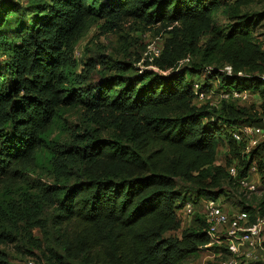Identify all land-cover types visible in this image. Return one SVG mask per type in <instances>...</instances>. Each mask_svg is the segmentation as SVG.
<instances>
[{
  "label": "trees",
  "instance_id": "obj_1",
  "mask_svg": "<svg viewBox=\"0 0 264 264\" xmlns=\"http://www.w3.org/2000/svg\"><path fill=\"white\" fill-rule=\"evenodd\" d=\"M255 1L0 0V189L10 192L36 171L45 147L54 175L39 177L34 193L0 201V243L26 237L40 247L32 235L39 228L49 238L48 264H185L217 249L208 246L203 215L185 226L180 211L242 189L253 165L264 193V138L250 147L233 136L243 124L264 125V6L251 11ZM131 19L162 27L155 68L98 54L73 72L75 46L92 21L104 20V30ZM196 85L218 95L251 92L257 102L201 104ZM72 105L88 110L96 127L77 130L70 144L48 143ZM225 145L226 163L216 164ZM244 192L240 210L253 223L264 215V197L253 206ZM0 264L10 263L0 255Z\"/></svg>",
  "mask_w": 264,
  "mask_h": 264
},
{
  "label": "rangeland",
  "instance_id": "obj_2",
  "mask_svg": "<svg viewBox=\"0 0 264 264\" xmlns=\"http://www.w3.org/2000/svg\"><path fill=\"white\" fill-rule=\"evenodd\" d=\"M22 4H26L28 0H18ZM264 6V0H256L251 6V11H261ZM219 22L226 25L227 19L224 15H219ZM104 20L92 21L87 28V30L79 38L75 46V58L77 62V67L73 72H81L84 69L85 62L88 57H95L98 54L106 57L105 59L110 63L118 60H135L139 59L135 63L136 68L144 69L149 67L150 61L148 60L149 55V45L155 43L156 45L161 46L163 44V34L162 27L160 24L157 25H145L139 21L133 19L123 22L117 27L114 28H105L102 29ZM264 21H262L258 26H262ZM258 35L262 29L258 30ZM261 38V37H259ZM127 48V50H125ZM102 68V65L99 63L96 64V70ZM151 68V67H149ZM106 72L112 73L109 69H106ZM99 73L96 71L92 74V82L99 80ZM204 76L199 80L203 81ZM213 85V90L217 88V82L215 80L211 83ZM247 97L240 99L239 104L242 106L250 107L252 104L257 102L256 96L251 92H246ZM207 101L218 104L219 95L210 93V97L199 102L201 104L206 103ZM96 122L93 119L91 113L86 110L81 105H72L64 108L60 111V116L56 119L54 126L50 129L48 133V143L53 142L52 144L60 147L62 145L70 144L73 142V133L81 129L84 131L86 128H95ZM111 130H106L102 132L104 137L110 135ZM253 144L256 141H261L260 136L253 137ZM226 154L227 146L220 147L219 154L217 156L216 164L226 163ZM53 158V153L50 152L47 147L43 148L42 152L37 156L35 169L36 171L32 172L30 176L24 181L19 182V184L12 189L10 192L5 189H0V201H11L17 200L22 197L23 192L30 191L34 193L35 190L31 187L36 185L37 179L41 177V180L52 182L54 180V175H52L49 169L52 168L51 159ZM231 161V160H230ZM250 179L257 184L259 182V176L256 173L251 174ZM244 190L239 188L237 191H231L230 196H221L219 199L222 201V204L225 206L226 210H238L242 208L240 200L242 198V192ZM247 203H252L253 206H256L258 201L264 197V193L256 192L252 195L247 196ZM243 193V194H244ZM264 199V198H263ZM204 198L197 204H194V212L191 215L186 214L185 210H181L180 214L183 219V224L187 226L190 224L195 214H204ZM176 234H179L178 232ZM33 238H38L41 242V246L37 247L32 240L28 238L21 237L9 241L7 243H0V255L5 256L10 264H48L43 256V250L46 249L49 244V238L47 234L39 229H33L32 231ZM37 240V241H38ZM36 241V242H37ZM260 246L257 248V254H261L264 248V227L262 229L260 238L258 240ZM246 251V248H244ZM246 260L244 255H240V260ZM221 259L215 257L214 253L211 250L205 249L199 253L192 255L185 262V264H220Z\"/></svg>",
  "mask_w": 264,
  "mask_h": 264
},
{
  "label": "built area",
  "instance_id": "obj_3",
  "mask_svg": "<svg viewBox=\"0 0 264 264\" xmlns=\"http://www.w3.org/2000/svg\"><path fill=\"white\" fill-rule=\"evenodd\" d=\"M161 51V46L155 43L150 44L148 60L152 62L160 56ZM149 67L155 68L153 65ZM225 70L232 73L231 66H226ZM196 89L200 100L209 98L210 93H215L214 91L202 92L198 90V85H196ZM231 97L243 99L247 97V93L233 89L219 94V99ZM256 135L264 138V125L243 124L233 132L236 140L248 139L250 147L258 142L255 140L254 144L252 143V139ZM256 170V166L253 165L249 170V175L239 180L242 189L246 190L249 195L260 191L259 183L257 184L250 179L251 174L256 173ZM229 173L236 177L237 167L232 166ZM184 210L186 214L191 215L194 212V203L187 202ZM202 215L208 224V233L212 240L208 246H218L217 249H213L211 252L214 253L215 257L221 259L220 264H258L264 260V249L261 254H257V248L260 246L258 240L264 227V215H258L255 222L249 223L250 214L246 210H226L220 199L213 198H205L204 214ZM244 248H246V251ZM241 254L244 255L246 260H240ZM30 264L34 263L30 262Z\"/></svg>",
  "mask_w": 264,
  "mask_h": 264
}]
</instances>
